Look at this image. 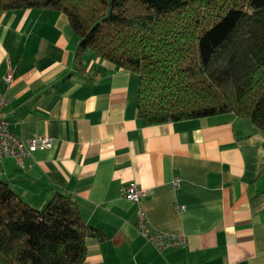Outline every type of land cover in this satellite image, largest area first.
<instances>
[{"label":"crops","instance_id":"obj_1","mask_svg":"<svg viewBox=\"0 0 264 264\" xmlns=\"http://www.w3.org/2000/svg\"><path fill=\"white\" fill-rule=\"evenodd\" d=\"M138 82L90 50L77 63L64 13L0 12L8 127L52 141L21 163L0 161V179L34 208L59 191L77 202L103 235L85 239L81 264H264L263 135L231 113L146 125ZM125 184L147 194L134 203ZM139 210L146 231L186 244L157 248L135 225Z\"/></svg>","mask_w":264,"mask_h":264},{"label":"trees","instance_id":"obj_2","mask_svg":"<svg viewBox=\"0 0 264 264\" xmlns=\"http://www.w3.org/2000/svg\"><path fill=\"white\" fill-rule=\"evenodd\" d=\"M64 13L75 59L90 50L139 78L146 125L233 114L264 137V0H0V12ZM102 240L77 202L34 208L0 179V264H81Z\"/></svg>","mask_w":264,"mask_h":264},{"label":"built area","instance_id":"obj_3","mask_svg":"<svg viewBox=\"0 0 264 264\" xmlns=\"http://www.w3.org/2000/svg\"><path fill=\"white\" fill-rule=\"evenodd\" d=\"M13 78L12 74H7L3 77L5 83H9ZM8 104V99L0 96V161L5 158H12L18 163L29 156L38 148H49L52 141L43 135H34L30 138H21L14 134L8 127V122L2 112V108ZM177 185V181H174ZM147 194L136 184H125L121 188V195L134 203H139L140 200ZM182 207H180L181 209ZM135 225L140 230L142 237L154 243L157 248H165L168 246H184L186 240L181 236H164L160 233L151 234L146 231L147 220L143 210H139L135 220Z\"/></svg>","mask_w":264,"mask_h":264}]
</instances>
